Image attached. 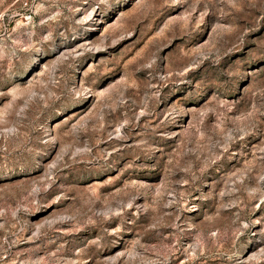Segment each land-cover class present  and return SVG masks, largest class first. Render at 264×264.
Returning a JSON list of instances; mask_svg holds the SVG:
<instances>
[{
  "label": "rangeland",
  "instance_id": "rangeland-1",
  "mask_svg": "<svg viewBox=\"0 0 264 264\" xmlns=\"http://www.w3.org/2000/svg\"><path fill=\"white\" fill-rule=\"evenodd\" d=\"M0 264H264V0H0Z\"/></svg>",
  "mask_w": 264,
  "mask_h": 264
}]
</instances>
